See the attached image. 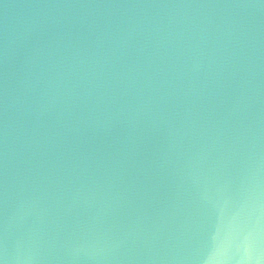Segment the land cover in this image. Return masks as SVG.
<instances>
[{
  "label": "water",
  "instance_id": "95a60500",
  "mask_svg": "<svg viewBox=\"0 0 264 264\" xmlns=\"http://www.w3.org/2000/svg\"><path fill=\"white\" fill-rule=\"evenodd\" d=\"M0 264H264V0H0Z\"/></svg>",
  "mask_w": 264,
  "mask_h": 264
}]
</instances>
